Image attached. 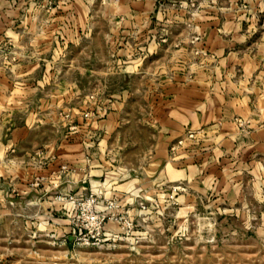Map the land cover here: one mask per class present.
Here are the masks:
<instances>
[{
  "label": "rangeland",
  "instance_id": "obj_1",
  "mask_svg": "<svg viewBox=\"0 0 264 264\" xmlns=\"http://www.w3.org/2000/svg\"><path fill=\"white\" fill-rule=\"evenodd\" d=\"M261 19L264 0H0L3 133L12 123L29 124L36 110L47 117L41 135L70 152L83 136L87 159L100 163L117 189L109 197L97 194L99 187L76 196L92 193L96 209L116 199L132 219L126 232L107 222L110 238L98 246L20 242L9 257L1 222L0 264H264V161L243 151L241 164H209L218 134L201 125L167 143L164 161L181 163L183 178L149 163L161 129L156 114L168 115L173 95L194 91L201 99L196 84L217 59L209 32L226 37L237 25L243 33ZM150 43L155 51L147 57ZM142 55L144 68L155 65L158 75H123L126 62ZM171 81L178 88L168 90ZM233 121L241 133L250 129L247 118ZM187 131L193 136L177 143ZM134 174L140 181L131 192L123 183Z\"/></svg>",
  "mask_w": 264,
  "mask_h": 264
},
{
  "label": "crops",
  "instance_id": "obj_2",
  "mask_svg": "<svg viewBox=\"0 0 264 264\" xmlns=\"http://www.w3.org/2000/svg\"><path fill=\"white\" fill-rule=\"evenodd\" d=\"M236 28L226 31V37L216 31L209 32L217 59L211 66V74L196 84L203 90L201 99H194L191 94L194 91L190 92L191 95L188 93V89L195 84L181 86L186 87L188 92L181 96L173 95L165 123L163 115L156 114L161 129L149 163L155 162L158 166L163 164L172 178H183L185 174L181 172V163L165 162L164 154L168 141L185 127L199 128L206 125L211 131L216 128L219 143L206 159L213 166L220 163L223 166L231 165L243 151L255 163L262 165L264 161V21L261 19L256 28L243 33ZM151 44L145 54L147 57L155 51L156 45L153 47ZM145 55L129 59L121 70L122 74L128 77L144 76L146 72L158 75L159 70L155 65L149 70L148 67L144 68ZM177 85L172 81L166 84L168 90L178 88ZM160 102H156L157 112L160 111ZM236 116L248 119L250 129L246 133L238 130L233 121ZM46 120L45 112L34 110L29 124L12 123L5 133L2 130L4 123L0 122V224L2 222L5 226L2 239L6 241L7 257L12 253L11 245L15 247L20 242L32 246L39 241L51 244L60 240L72 242L68 223L70 204L54 199L56 194H80L99 187L97 194L109 197L106 195L117 189L115 185L112 186L111 178H105L103 166L87 159L83 136L79 135L82 140H78V151L70 152L62 141L57 143L56 139L41 135ZM79 121L76 120L74 124L77 132L84 131ZM37 134L41 136L32 140V136ZM237 162L241 164V160ZM62 164L67 165L66 170H60ZM172 164L181 169H176ZM131 169L135 170L133 167ZM102 173L101 181L99 176ZM92 176L97 179L90 178ZM139 181L134 174L123 184H129L132 192L139 186ZM101 189L111 191L100 192ZM24 251L37 253L35 249L26 251L25 248Z\"/></svg>",
  "mask_w": 264,
  "mask_h": 264
},
{
  "label": "built area",
  "instance_id": "obj_3",
  "mask_svg": "<svg viewBox=\"0 0 264 264\" xmlns=\"http://www.w3.org/2000/svg\"><path fill=\"white\" fill-rule=\"evenodd\" d=\"M88 114L87 111L82 112L84 117ZM192 136L193 132L187 131L182 139L177 140V143H181L184 138L186 139ZM66 169V164L60 166L61 171ZM54 199L70 204V212L68 215L69 233L71 241L75 244H90L96 246L102 244L110 238L109 234L105 231L106 223L109 221L120 223V227L125 232L132 228V219L128 208L121 206L116 199L106 200L104 209H96L97 205L92 193L84 197H81V195L76 196V194L70 192L58 193L54 196ZM137 206L143 209L145 204L140 200L137 202Z\"/></svg>",
  "mask_w": 264,
  "mask_h": 264
}]
</instances>
